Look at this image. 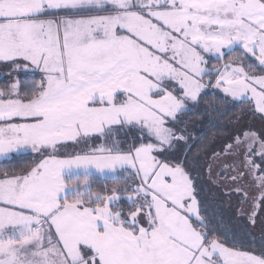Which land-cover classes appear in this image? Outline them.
Instances as JSON below:
<instances>
[{"label": "snow or ice", "instance_id": "obj_1", "mask_svg": "<svg viewBox=\"0 0 264 264\" xmlns=\"http://www.w3.org/2000/svg\"><path fill=\"white\" fill-rule=\"evenodd\" d=\"M245 104L264 0H0V264H264V130L211 153L227 202L190 156Z\"/></svg>", "mask_w": 264, "mask_h": 264}, {"label": "trees", "instance_id": "obj_2", "mask_svg": "<svg viewBox=\"0 0 264 264\" xmlns=\"http://www.w3.org/2000/svg\"><path fill=\"white\" fill-rule=\"evenodd\" d=\"M227 108H233L234 111H228L227 116L223 117L220 120V124L217 126V129H212L210 125L205 123L204 117H198L196 115H192L190 117H186L188 120L187 129L192 135V137L195 138V143L192 147V152L190 153L191 159L193 161H197V163L194 165V167H197L199 169V182L201 187L205 190V193H213V190L210 189L208 180H206V171L203 167V158L204 156H207L211 150L214 149L216 143H224L228 141L232 135L231 131V125L235 122H237V117L242 118L245 115L250 114L248 111V105H243L242 107L239 105H228L224 106ZM258 118V117H257ZM191 143V142H190ZM30 157L28 155H23L19 158H17L14 162H12L11 165H4L0 164V167H18L25 164ZM231 157L223 158L217 162L216 168L213 172V179L215 178L214 174L218 173L220 171V167L223 163V161L227 160L231 162ZM97 184L101 183V178L96 177ZM222 189L226 188L221 187ZM250 191L252 189H249ZM218 195L217 200H220L219 193H216ZM226 215H230V213L226 212ZM245 222L240 221L235 223L234 227L237 231L242 230L245 227ZM257 236V235H256ZM258 237V236H257Z\"/></svg>", "mask_w": 264, "mask_h": 264}, {"label": "rangeland", "instance_id": "obj_3", "mask_svg": "<svg viewBox=\"0 0 264 264\" xmlns=\"http://www.w3.org/2000/svg\"><path fill=\"white\" fill-rule=\"evenodd\" d=\"M257 117L258 116H253L251 114H248V115H245L242 118H240L238 122L233 123L231 125L232 135L234 133L239 134L240 130H245V131L254 130L256 132H260V131L264 130V122L260 121ZM228 141H226V142H228ZM226 142L221 143V144L216 143L214 149L211 150L210 153L207 156H204V158H203V162H204L203 167L206 171V180H208L210 189L213 190L216 199L218 198V195H216V193H219L220 194L219 195L220 200H222L224 202L228 201L227 191L225 189L220 188V186H218L217 184L212 183V179L209 178V171H208L207 165H212V172H214V169L216 168L217 162L223 158L229 157V156L225 155V156H221L219 158V160H216V158L211 155V153H213V152L220 153L221 150L224 148V145ZM25 155H27V154H25ZM232 202L234 203V200ZM260 228H261V226L259 224H257L255 226V234L257 236H259V234H260Z\"/></svg>", "mask_w": 264, "mask_h": 264}]
</instances>
